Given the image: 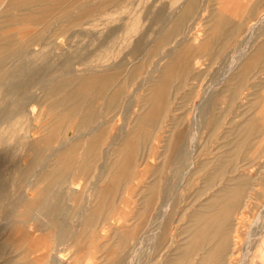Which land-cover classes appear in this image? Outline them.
I'll list each match as a JSON object with an SVG mask.
<instances>
[{"label":"bare ground","instance_id":"bare-ground-1","mask_svg":"<svg viewBox=\"0 0 264 264\" xmlns=\"http://www.w3.org/2000/svg\"><path fill=\"white\" fill-rule=\"evenodd\" d=\"M195 5L196 0H189L188 3H186L184 10L177 14L174 22L173 20H169L171 24L169 23L170 25L168 24L169 26L164 28L162 36L163 42H165L170 34L174 35L172 37V40H174V38L176 39L177 37L175 35L179 36V34H184L187 31L183 26L185 25L186 18L195 9ZM100 7V5L98 7L89 5L87 2H83L82 0H0V15L4 17V21L9 20L10 23L25 21L28 23H38V26L40 24L41 28L37 29L35 32L33 41L34 39L39 41V39L41 40L44 38V34H48L47 38H49V40L51 39L49 42L52 43L56 40V38L68 31L70 27H75V25L78 26L89 16L98 12ZM14 9H19L20 13H12V10ZM249 10H247L248 13ZM217 11L213 13L210 23V25H212L210 28H207L204 33L201 32L202 37H205L202 41L199 39V43H195L194 40L196 39H194V37L192 38L194 39L192 42H189L188 40V42L184 44L183 41L187 39V37L182 35L183 38H181L180 43H178L181 44V42H183L184 45L180 48H178L179 46L174 47L170 51L166 52L164 57H161V59H164L169 55V59L166 63L161 64L163 66L159 69L157 68L158 71H160L159 77L153 79L150 75L149 81L151 82L148 86H146L147 90L145 89V92L147 91V93L144 96L145 98H143L144 100H142L145 102V112L143 114H138L137 117L134 118L135 126L133 129L129 130L125 134H119L118 132L111 137L109 143L107 142L109 144L108 148L117 143L120 144L118 148L116 147L115 151H113V149H115L113 146L110 149H101L102 144L110 136L109 131L112 130H110L111 122H113V120H115V118L120 114L119 108L121 105V99L123 100L122 97L125 94L126 88V75H136L140 71L141 64L134 66L129 72H127V74H123L122 72L125 68H121V66L124 65L123 62L112 64L99 63V65H93L90 64L92 63L90 60V63L85 61L88 63L87 66L84 63L85 68L83 67L81 70L75 71L72 68L73 61L71 57L69 58L72 53L66 54V57L62 59V62L56 61V63L53 59L48 57V52H43L40 56L36 54L34 57H31L32 51L35 50V47L31 48L29 47L30 45L28 46V43H25L29 40H18L16 33L12 31L7 33H2L0 31L1 158L3 162L13 159L14 156L12 154L10 155V153H12L13 148H17L20 145H26L27 152L29 154H33L28 159V164L27 166L25 165L26 167H21L20 164L13 167L14 173L16 171L19 173H17V176L13 178L9 172L7 174L4 173L2 177L0 176V202L4 197H6V194L9 193V186L12 181H16V184L19 187H23V190H25L23 191L19 188V196L17 198L21 204L20 207L23 208V217L32 215L35 218L39 214L48 216L50 219L45 225L48 227L47 229H49L50 234L57 236V240L64 241L67 236L75 231L73 230L72 223H70L66 218L69 215L77 216V213L79 215V212L74 210L75 205L73 204L74 207L70 208L66 199L72 194L78 198L76 194L77 186L73 184L77 183L76 180L78 178L87 177L96 165L97 159L103 157L104 163L102 166L106 167V163L109 162V169L114 172L113 175L110 176L111 179L107 181L103 188L106 189V193L104 192L105 195H101L102 197L99 199L95 207L86 209L83 216V222L85 225L92 227L95 225L96 221H99L100 218H103V221H105L110 216V212H112L114 208L116 209V207H114V203L117 198H113V196H119L121 192L120 188L125 186V184L132 179L131 176L136 170L137 158L140 156V153H143L142 149L146 148L143 143L145 142L144 140H149V137L154 130L158 128L159 124L161 125L160 118L163 114L165 115L169 111L170 104L172 103L171 100L173 101L171 94L175 91L173 88H180L179 85L182 84L175 82H181L184 80V78L192 72L194 67L196 69L198 68V71H200V69H202L200 65L204 62L201 63L197 59L202 57V54H207L208 49H211L214 45H219V38L223 33V25L224 23H228L226 22L228 20L222 16L224 15L223 12L221 15L219 12L217 13ZM249 18L250 17H248V19ZM61 21H66L67 24L58 23ZM250 21L251 18L249 19V22ZM161 23H164L163 19H161ZM187 25L188 24H186V26ZM262 25H264V15L261 19L258 21L255 20L251 24L248 29L250 38L257 33V29ZM99 40V45L96 43L94 46L96 50L109 47V44H106L105 40ZM166 41H168V39ZM91 44L93 46L92 42ZM131 47V54L141 55L142 51L148 50V52H144L146 57L155 55L156 50L160 49V46L157 44L146 46L144 43V37H140ZM177 48L179 51L175 52V49ZM216 48L218 47L216 46ZM217 54L218 53H216V55ZM86 55L84 60H87ZM197 56H199V58ZM12 57L23 58H19V62H14V66H8V64H10L8 63V60ZM192 59H194L192 63L196 64L194 67H192L191 64ZM241 61L240 81L250 78V81H252V78L258 76L257 73H261V71L256 69L259 65L264 64V40L256 45L254 52L247 60ZM233 75V73L231 75L226 73L225 76H220L222 79H225V83H223V90L218 92L215 86H213V89L210 87L205 90L201 99L200 111L204 114V119L202 118L201 122H199L200 128L201 125L202 127L205 125L210 126L213 130H217V128H219L221 120L218 110V102L222 101L220 100L222 98L221 94L229 91L230 80H232ZM218 81L223 82L222 80ZM37 85L38 88L41 89V92L46 94L49 99H51L50 101L46 99L49 105V108L46 109V111L43 108V101L46 98H44V95L43 99L38 103H35L33 102L34 100H32L35 95V93H33V88ZM199 93L200 91L198 94ZM225 95L226 93L223 94V96ZM263 95L264 94H262V96ZM193 97H196V95ZM230 97L231 96L228 97L227 104ZM262 98L263 106L261 112L264 113V97ZM232 99L233 97L231 100ZM33 105L35 108H33ZM44 112H46L47 115H52V117L45 121L43 117ZM105 112H111L113 114L110 113L111 115H109V113H107V116ZM32 117H34V119H39V123L32 122ZM168 118L171 123L169 122V125L167 126L163 125L166 132L163 133L164 135L162 141L167 142V144L165 143V145H163V150L161 151L164 160L162 159V163L156 167L158 170H166L172 165L181 164L190 156V151L188 149V134L186 131L180 129L176 131L177 125L173 122L175 120L174 115H169ZM195 118L196 117H194V119ZM262 118L263 117L261 116V119ZM19 119H23L24 132H20L18 135L20 138L17 142L10 143L9 140L12 139V136H15L13 133L17 130L15 127V121ZM167 120L165 121L167 122ZM5 122L9 123L6 129L1 127V125ZM262 122L263 120L260 121V119L255 115L248 117V119L244 121V126L239 127L242 131V136L240 138L241 141L238 142L239 144L236 143L238 146L234 147V150L221 151L215 160L206 163L207 166L209 164V169L212 170L209 172L210 174H208L207 179L209 181L207 180V183L210 182V184H213L215 183L214 181H216L217 184L220 185L222 183L223 186L214 192L208 200H206L203 206L195 209L194 212L191 213L192 216L186 224V231L188 232L186 234L187 237L184 244L177 248L176 253L171 256H167L164 264L237 263L240 255L238 249L242 245V236L240 237L241 233L239 228L244 222L243 214L253 210L259 203L264 201V159L260 161L257 160L256 163L244 162L247 155H252V159H256V156H258L256 153L263 151L261 150L258 152L255 150V148L260 149L257 146H261V141L264 140V127L263 124H261ZM193 124L196 126L195 122H193ZM35 129L38 134L36 137L32 133ZM174 131L177 133H174ZM70 132L73 133L71 134ZM27 139L32 140L27 142ZM246 144H249V148L251 150L249 149V151L243 152L241 148ZM49 148L51 149L52 154L45 158L43 153L45 152V149ZM111 149L113 152H110ZM110 153L114 154H111V156L109 155ZM18 154L19 156L21 155L20 153ZM246 161H248V158ZM200 163L201 162L197 163V168L205 164ZM37 167H40V170L33 176H30ZM102 169L104 171L105 168L102 167ZM253 169L255 170L254 175L251 174ZM192 171L193 170L187 169L185 172L191 173ZM227 172L228 174H226ZM230 172L232 173L231 175L229 174ZM198 173L199 172H197V174ZM194 175L196 174L194 173ZM159 178L160 177H158V179ZM98 180H101V176H98ZM157 188V180L143 188V191L145 192L144 197L142 196L144 207L137 210L138 212H145L148 209H153L155 205L154 196L157 194ZM168 204L169 202L162 203L160 210L162 215L169 212L170 208ZM3 226L5 225L3 224ZM134 227L117 230L116 234L118 236V240L116 245H126L133 234ZM33 228L35 227L33 226ZM37 228L38 227L35 228V231L38 230ZM29 230H18L11 235H0V257L5 256V261L1 262V264H44L42 262L40 263L39 260H35V258H32L33 260H31L30 254L35 252L37 246L36 244L43 242L48 243L52 237H50L51 235L36 237L32 234L33 237H36L32 239ZM0 231L1 234L3 230ZM27 241H32L33 244L30 243L31 245L29 244L24 247L22 244ZM212 242L215 243L213 244ZM12 243H14V245ZM8 247L10 248L9 251L7 250ZM50 248H52L51 244ZM12 251L18 253L17 257L16 255L7 256L8 252L10 253ZM55 254L57 255V253H54V255ZM111 255L112 253L109 254L110 257ZM59 262L60 261H58L57 264ZM52 264H54V262ZM116 264H124V262L117 261Z\"/></svg>","mask_w":264,"mask_h":264},{"label":"rangeland","instance_id":"rangeland-1","mask_svg":"<svg viewBox=\"0 0 264 264\" xmlns=\"http://www.w3.org/2000/svg\"><path fill=\"white\" fill-rule=\"evenodd\" d=\"M82 1H85L89 5L96 7L100 5V10L94 13L95 15L92 14L89 16L78 26L75 25V27H70V31H66L63 33V35L56 38V40L52 43L49 42L51 39L49 40V38H47L48 34H44V38L41 40L39 39V41L35 39L33 41L35 32L37 29L41 28V25L39 24L38 26V23H28L25 21L10 23L9 20H7L8 22L4 21V17L0 15V31L2 33L12 31L16 33L18 40H29L25 43H28V46L30 45L29 47L31 48L35 47V50L32 51L33 55L31 54V57H34L36 54L40 56L43 52H48V57L53 59L56 63V61L62 62V59L66 57V54L72 53L69 58L71 57L73 61L72 68L75 71L81 70L84 67V63L87 66L88 63L85 61L89 62L90 60L92 63H89L93 65H99V63L112 64L123 62L124 65L121 66V68L125 67L122 72L123 74H127V72H129L134 66L141 64L140 71L136 75H126V88L125 94L122 97L123 100L121 99V105L119 108L120 114L115 118V120H113V122H111L110 130H112L109 131L110 136L102 144L101 149H110L113 146L115 149H112L115 151L116 147L118 148L120 144L117 143L108 148V143L114 134L118 132L119 134H125L129 130L133 129L135 126L134 118H136L138 114H143L145 112V102L142 100H144L143 98H145L144 96L147 93V91L145 92V89L147 90L146 86H148V84L151 82L149 81L150 75L153 79L158 78L160 74L158 69L163 66L161 64H165L169 59V55L164 59H161V57H164L166 52L170 51L174 47H182L186 42H188V40L189 42H192L194 39H196L194 40L195 43H197L199 39L202 41L205 37H202L201 32L204 33V31L207 28H210L212 25H210L213 17V15L211 16V13L214 10L220 11L225 2L224 0H199L195 5L196 10L194 9L192 13H190L186 18V22H188H185L183 27L187 31L184 34H179V36L175 35L177 36L176 39H174L173 42H170V40L167 43L162 41L164 28L170 25V21L173 20L174 22L177 14L184 10V7L189 0ZM242 3L243 1H241L239 4L240 6L237 4L239 9L237 7V10L236 8L235 10L236 12L239 10L237 12L238 14H230L228 17L230 23H227L224 27L226 32L229 29V32L232 33L230 34L231 37H226L227 33H222L221 37L219 38V45L216 44L214 47H211V49H208L209 54H202L203 56L201 55V59L199 56H197L199 58L197 60H199L201 63L204 62V65H200L202 69L198 71L199 69L194 67L196 64L192 63L194 60L192 59L191 64L192 67H194L192 72L181 82H175L182 84H178L180 88H173V90L176 92L174 91L171 94L173 101L171 100L172 103L170 104L169 111L165 115L163 114V116L160 118L161 125L159 124L158 128H156L158 132L154 130L155 133L153 132L151 134L149 140H144L145 142L143 143L145 144L144 146H146V148H143V153H140L142 158L140 156L137 158L136 170L131 176L132 179H130L125 184V186H120L121 192L119 196H113V198H117L115 199L114 203V207H116V209L114 208L115 210L113 209V211L110 212V216L105 221H103V218H100L99 221H96L95 225L92 227L85 225L83 222V216L86 209L95 207L99 199L105 195L106 189L103 188L107 181L111 179L110 176H112L114 172L113 170L109 169V162L106 163V167L102 166L104 163V158L100 157L97 159L96 165L91 170V173L88 174L87 177L85 176V178H78L76 180L77 183L73 184L77 186L76 194L78 198L72 194L66 199V201H68L67 203L70 205V208L74 207L75 205L74 210L79 212V215L77 213V216L69 215L66 218L70 223H72L73 230L75 231L74 233L67 236L64 241H59L57 240V236L50 234L49 229H47L48 227L45 225L49 222L50 218L48 216L39 214L35 218L32 215L26 216L27 218L23 217V208L20 207L21 204L17 200L19 196L18 189L20 188L23 190V187H19L16 184L17 182L14 180L11 183L12 186H9V193H7L6 197H4L0 202V230H3L0 235H11L18 230L28 231L29 229H32L29 230L32 239L44 235H51L50 237L52 238H50L48 243L43 242L36 244L37 246L35 252L30 254L31 260L35 258V260H39L40 263L42 262L44 264H52L53 262L54 264H57L58 261H60V264H116L117 261H123L124 264H164L167 256H171L172 254L176 253L177 248L182 246L186 240V234L188 232L186 231V224L188 223L189 218L192 216L191 213H193L195 209L203 206L206 200H208V198L214 192L223 186L222 183L219 185L216 181H214L215 183L213 184H210V182L207 183L208 174H210L209 172L212 170L209 169V164L207 166L206 163L215 160L221 151L234 150V147L238 146V142L241 141L240 138L242 136V131L239 127L244 126V121L247 120L248 117L255 115L260 119V121L263 120L261 124H263L264 127V113L261 112L263 106L262 97H264V95L262 96V94H264V64L259 65V67L256 69L261 71V73H257L258 76L252 78V81H250L251 78L240 81L241 60H247L254 52L256 45L264 40V25L260 26L257 29V33H255L251 38L249 36L250 33L248 32L251 24L255 20L258 21L263 17L264 0H247L246 6ZM14 10H12V13H20L19 9ZM247 10H249V13ZM248 17L251 18L250 22H247ZM161 19L164 20V23H161ZM58 23L67 24L66 21H61ZM186 24L188 25L186 26ZM32 25L37 27L35 28ZM182 35H185L187 39L183 41L184 44L183 42L179 44L181 41L180 39L183 38ZM169 36L173 37L174 35ZM140 37H144V43L146 46L156 44L160 46V49L156 50L155 55L146 57L144 52H148V50L142 51L141 55L130 53L132 49L131 46H133ZM99 39L105 40V43L109 44V47L96 50L94 46L96 43L99 45ZM91 42L93 43V46ZM216 46L218 48H216ZM178 48L175 49V52L179 51ZM216 53L218 54L216 55ZM85 55L87 60H84ZM19 58H10L8 60V63L10 64L7 63L8 66H14V62H19ZM226 73H229L230 75L233 73L234 75L232 80H230L229 91L224 92L226 93L225 96H223L224 93H222V98L220 99L222 101L218 102V110L221 120L219 128H217V130L214 129L215 131L211 129L210 126L206 125L203 127L201 125L200 128L199 122H201L202 118L204 119V114H202L200 110L201 99L205 93V90L210 87L213 89V86L216 87L218 92L223 90V83H225V79H222L220 76H225ZM218 80H222L223 82H219ZM199 91L200 93L198 94ZM33 93H35V95L33 96L34 99L32 100H34L33 102L35 103L40 102L43 99V95L44 98L46 97L43 101V108L46 111V109L49 108L48 101H46V99L49 101L51 99H49L46 94L41 92V89L38 88V85L33 88ZM195 95L196 97H193ZM229 96L231 97L227 104ZM232 97L233 99L231 100ZM33 108H35L34 105ZM173 111L176 112L174 113ZM105 113L106 115L107 113H109V115L113 114L111 112ZM169 115H174L175 117L173 122L175 125H177L176 131L180 129L186 131L188 134V149L190 151V156L186 158L181 164L172 165L166 170H158L156 167H158L164 160L161 151L163 150V145H165V143L167 144V142L162 141V138L164 135L163 133L166 132L164 126L169 125L170 122L168 118ZM261 116L263 117L262 119ZM43 117L46 121L49 120L52 115H47V113L44 112ZM194 117L196 118L194 119ZM165 120H167V122ZM32 122L39 123V119H34V117H32ZM193 122L196 123V126H194ZM8 125L9 123L5 122L1 125V127L6 129ZM15 127L17 130L13 133L15 136H12V139L9 140L10 143L17 142L20 138L18 136L20 132H24L23 119L15 121ZM226 129L229 130L227 131ZM176 131H174V133H177ZM35 132L36 129L32 132L36 137L38 134ZM70 133L72 134L73 132ZM31 140L32 139H27L26 141L28 142ZM261 142L263 146H257L260 149L255 148V150L258 152L261 150L263 151L256 153L258 155L256 156V159H252V155H247L244 162L256 163L257 160L260 161L264 159V140ZM112 149L110 152H113ZM241 149L243 152L249 151V144H246ZM25 152L27 153V156ZM18 153L21 155L19 156ZM11 154L14 156V158L9 159L7 162H3L0 153L1 177L4 175V173L7 174L8 172L11 174V176H13V178L17 176L19 173L18 171L14 173L13 167L17 164H20L21 167H26L28 164V159L33 155L27 152L26 145H20L17 148H13V151L10 153V155ZM43 154L45 158L49 157L52 154L51 149H45ZM111 154L114 153H110L109 155ZM247 158L248 161H246ZM199 162H201L200 164L205 163L201 165L203 167L200 166L197 168V163ZM102 167L105 168L104 171ZM39 168H35L30 176H33L37 171H39ZM187 169L193 171L191 173H186L185 171ZM196 171L199 173L197 174ZM194 173L196 175H194ZM226 174H228V172ZM229 174L231 175L232 173L230 172ZM251 174H255L254 169L252 170ZM98 176H101V180H98ZM158 177L160 178L158 179ZM153 180H157L158 186L157 194L154 196L155 205L151 210L148 209L145 212H138L137 210L144 207L143 197L145 192L143 191V188L146 187V185L154 182ZM36 186L39 187L38 185ZM166 202H169L168 206L170 210L165 215H162L160 211L162 203ZM243 216L244 222L239 228L241 235L238 232L240 237L242 236V245L238 249L240 255L236 264H264V201L259 203L253 210L245 212ZM3 224L5 226H3ZM32 225L35 228L38 227V232L35 231L36 229L33 228ZM127 227H134L133 234L130 237L128 243L126 245H116L118 240L116 231ZM32 234L36 237H33ZM30 243L33 244L32 241H27L22 245L26 247ZM212 243L214 244L215 242ZM12 244L14 245V243ZM50 244L52 248H50ZM7 250L9 251L10 248L8 247ZM54 253H57V255H54ZM111 253L112 255L110 257L109 254ZM17 254V252L12 251L10 253L8 252L7 256L16 255L17 257ZM3 261H5V256L0 257V264Z\"/></svg>","mask_w":264,"mask_h":264},{"label":"crops","instance_id":"crops-1","mask_svg":"<svg viewBox=\"0 0 264 264\" xmlns=\"http://www.w3.org/2000/svg\"><path fill=\"white\" fill-rule=\"evenodd\" d=\"M198 1H199V0H196V3H197ZM232 1H233V2H232ZM241 1H244L243 3H244V5L246 6V1H247V0H224L225 3L223 4L224 6L222 7V9H221L220 11H219V10H218V11L216 10V11H217V13L219 12V14H221V15H222V12H223L224 15H222V16H224V18H225L226 20H228V17L230 16V14H233V15L238 14V13H237L238 11L236 12V10L234 11L233 9H235V8L237 9V6H238L237 4H240ZM230 2H231V4H230ZM243 3H242V4H243ZM244 5H243V6H244ZM228 7H229V8H228ZM234 7H235V8H234ZM238 7H239V6H238ZM225 8H226V9H225ZM231 9L233 10V12H234L235 14L232 12ZM213 10H214V9H213ZM224 10H225V11H224ZM216 11L214 10L213 12H216ZM213 12L211 13V16L213 15ZM226 22L230 23L229 20L226 21ZM247 22H249V19L247 20ZM170 24H171V23H170ZM226 24H227V23H226ZM226 24L224 23V25H223V31H222V32H223V33H227V34H228L227 37L230 38V32H229V31L226 32V31H225L226 29L224 28ZM170 35H171V34H170ZM169 37H170V38H169ZM167 39H168V41H170V39H171L170 42H173V40H172L173 38H172L171 36L168 35V38H167ZM167 39H166V40H167ZM174 39H175V38H174ZM166 40H165V42L168 43V41H166Z\"/></svg>","mask_w":264,"mask_h":264}]
</instances>
